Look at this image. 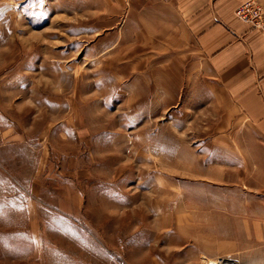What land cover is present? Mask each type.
<instances>
[{"label":"rangeland","instance_id":"374dc122","mask_svg":"<svg viewBox=\"0 0 264 264\" xmlns=\"http://www.w3.org/2000/svg\"><path fill=\"white\" fill-rule=\"evenodd\" d=\"M198 252L264 264V139L173 0H0V264Z\"/></svg>","mask_w":264,"mask_h":264},{"label":"crops","instance_id":"0c3cea01","mask_svg":"<svg viewBox=\"0 0 264 264\" xmlns=\"http://www.w3.org/2000/svg\"><path fill=\"white\" fill-rule=\"evenodd\" d=\"M243 1L173 0L224 96L264 139V38L235 16V8ZM258 1L264 5V0ZM63 212L74 215L69 209ZM202 256L212 257L198 252L191 264Z\"/></svg>","mask_w":264,"mask_h":264},{"label":"built area","instance_id":"2783aa9c","mask_svg":"<svg viewBox=\"0 0 264 264\" xmlns=\"http://www.w3.org/2000/svg\"><path fill=\"white\" fill-rule=\"evenodd\" d=\"M234 14L264 38V5L258 0H244L235 8ZM197 264H238V262L227 256H202Z\"/></svg>","mask_w":264,"mask_h":264}]
</instances>
